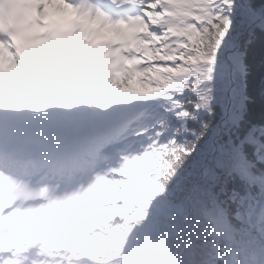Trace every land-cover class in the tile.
<instances>
[{"label":"snow or ice","instance_id":"6c2138e0","mask_svg":"<svg viewBox=\"0 0 264 264\" xmlns=\"http://www.w3.org/2000/svg\"><path fill=\"white\" fill-rule=\"evenodd\" d=\"M0 264H264V0H0Z\"/></svg>","mask_w":264,"mask_h":264}]
</instances>
